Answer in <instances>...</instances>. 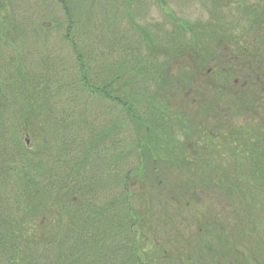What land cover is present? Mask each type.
I'll return each instance as SVG.
<instances>
[{"label":"trees","instance_id":"1","mask_svg":"<svg viewBox=\"0 0 264 264\" xmlns=\"http://www.w3.org/2000/svg\"><path fill=\"white\" fill-rule=\"evenodd\" d=\"M54 1L62 18L55 21L54 32L71 50L69 72L49 42L40 58L35 36L47 35L51 28L38 23L31 39L28 25L16 18L18 8L14 7L20 1L0 0V153L9 173L3 178L2 171L0 176L3 191H8L0 200V264H156L153 257L158 261L162 256L151 257L148 252L149 263L141 260L143 245L138 246V240L143 234L140 237L138 230L144 222L135 203L145 202L153 186L158 192L171 186L168 166L181 168L189 157L195 160L200 147L197 144L192 149V142L187 144L192 124L166 120L162 110L168 97L166 77L173 78L175 85L179 84L177 76L181 77L184 98L194 97L198 93L193 86L194 71L197 66L203 71L208 55L203 56L205 52L185 38L161 46L162 39L131 17L134 0H121L123 14L117 6L120 0ZM101 5L107 16L100 14ZM120 15L146 42V53L141 45L129 42V36L119 35ZM177 22L174 27L186 32L187 25ZM238 51L247 62L232 55L226 60L228 68L217 71L227 80L234 71L242 74L244 65L250 70L245 71L250 75L246 79L259 72L247 49L238 46ZM176 61L182 67L171 77L169 64ZM262 78L263 72L253 82L262 80L263 85ZM180 114L176 111L172 118ZM18 124L33 148L27 149V139L14 133ZM259 131L246 146L256 152L262 149L264 154V123ZM127 134H134V139ZM197 135L202 139L203 134ZM11 146H22L32 156H24L21 163ZM117 148L122 155L109 156ZM124 150L127 157L136 159L132 166H127ZM252 165L251 176L231 179L228 174L229 182L222 179L214 185L211 180L210 197L222 193L228 199L238 195L256 198L264 170L259 169L258 159H252ZM165 167L167 175L161 174ZM11 174L15 182L10 181ZM194 174L200 175V169ZM113 186L115 194L110 191ZM15 203L19 205L11 206ZM34 215L42 218L37 227H33ZM209 229L212 236L216 225ZM200 248V261L203 257L226 259L220 255L225 250L222 241L216 248L201 238Z\"/></svg>","mask_w":264,"mask_h":264},{"label":"rangeland","instance_id":"2","mask_svg":"<svg viewBox=\"0 0 264 264\" xmlns=\"http://www.w3.org/2000/svg\"><path fill=\"white\" fill-rule=\"evenodd\" d=\"M19 1L17 7H14L18 8L15 10L16 18L28 25L29 31L33 33L31 39L36 34L35 27L38 23L51 28L47 35L37 33L35 36L38 40L37 50L41 49L40 58L44 55L42 48L49 42L52 51L58 53V57L64 62V70L69 72L67 58L71 57L70 46L63 43L54 32L57 18L62 21L57 3L54 0ZM122 3L121 1L117 4L120 14L124 13ZM102 7L103 5L99 8L102 11L101 15L105 14ZM131 13L137 25L155 35V38L164 41L161 46L167 41L174 44L185 38L186 42L205 52L203 56L208 55L203 71L198 69V66L194 71L193 86L198 89L194 97L184 98L181 77L177 76L176 83L179 84L176 85L171 84L173 78L169 81L166 77L168 83L164 92L168 97L165 98V106L162 103L166 120L176 125L178 121L185 125L192 124V131L187 130V144L192 142L193 146L189 147L192 149L196 148L197 144L200 147L195 160L189 157L186 164H181V168L168 166L171 169L169 171L171 186L164 187L161 192L153 186L151 189L154 192L150 193V190L149 194H145V202L135 203L139 217L142 216L144 222V227L138 230L140 237L143 234L142 240H138V246L143 245L140 251L141 260L149 263L147 259L149 252L151 255L156 254L154 256H162L158 261L151 256L152 263L154 261L156 264H178V261L181 262L179 264H264V171L260 175L263 183L261 189L257 190L256 198L248 200L238 195L231 197V201L228 195L222 193H216L211 197L209 195L211 180L214 185L222 179L229 182V176L234 179L235 176H249L251 171L254 172L252 159H258L259 169L264 170L262 149L256 152L254 148L246 146L252 135L260 134L259 128L264 123V78L263 85L262 80L253 82L260 73H264V25H260L264 24V0H134ZM118 20L119 35L122 33L129 36V42L134 41L136 46L141 45V51L143 54L146 53L148 49L146 42L139 39V33L132 30L128 20L122 19V16L118 17ZM177 21L187 25L186 32L174 27ZM57 38L60 41L56 40ZM238 46L247 49L250 60H255L254 64L259 65L260 73L255 72L252 78L246 79L245 75H250L245 71L250 70L244 65V68L240 69L242 72L245 70L242 74L234 71L230 80H227L217 71L221 67L228 68L226 60H230L232 55L238 59L242 54H238ZM240 58L247 62L242 56ZM181 67V63L171 62L169 64L171 77H175ZM236 97H240L241 100ZM65 104L62 103L63 106ZM93 104L98 106V103ZM176 111L181 113L177 119L172 118ZM178 129L177 127L175 130ZM22 130V125L18 124L14 133L23 137V140L27 139L25 142L27 149L33 148L34 144L29 136H22L24 134ZM197 134H203L202 139ZM130 135L132 134H127V137ZM133 139L134 134L131 141ZM197 140L200 143H197ZM169 147L173 148L171 144ZM22 148L11 146V152L16 153L18 156L16 159L24 163L23 157H30L32 154ZM117 151H120L119 148L116 154L109 156L118 158L121 151L118 153ZM260 153L262 156H257ZM123 154L127 166L137 162L133 155L127 157L125 150ZM196 169H200V175L194 174ZM2 171H5L3 178L7 174L9 176L8 168L2 166L0 153V176ZM161 174L167 175V167L165 173ZM10 179L11 182H15L12 174ZM244 180L241 181L242 184ZM3 188V184L0 183V200L6 197L5 194L8 192L3 191ZM147 189H150V186L147 185ZM116 190L117 188L113 186L110 189L111 194H115ZM18 205L15 203L11 206ZM22 207L25 209L24 204ZM32 218L33 227H37L42 218L36 215ZM211 224L216 225L212 236L209 229ZM206 227L208 229L204 231ZM220 230L223 235L219 233ZM203 231L206 233L203 234ZM201 238L209 240L216 248L222 241L225 250L220 255L223 257L226 255V259L206 260V257H203L200 261L197 258L199 257L197 251H201V248L198 249Z\"/></svg>","mask_w":264,"mask_h":264}]
</instances>
